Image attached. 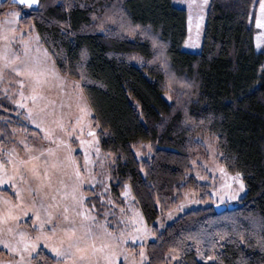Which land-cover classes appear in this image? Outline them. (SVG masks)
<instances>
[{"label": "trees", "instance_id": "trees-1", "mask_svg": "<svg viewBox=\"0 0 264 264\" xmlns=\"http://www.w3.org/2000/svg\"><path fill=\"white\" fill-rule=\"evenodd\" d=\"M228 1L210 0L199 53L183 51L186 13L172 0H38L19 18L22 29H35L57 69L80 83L100 150L116 156L111 189L120 193L129 184L142 193L147 225L187 188L198 135L218 136L220 163L240 174L246 192L234 210L218 215L208 205L158 234L152 228L147 264H166L169 253L185 262L208 253L212 264H264V46L255 51L248 25L253 0ZM12 9L20 10L12 0L0 2V20ZM161 45L166 69L154 60ZM15 112L0 97L6 134L8 126L29 129ZM140 143L150 151L142 161L133 152ZM194 188L199 202H210L207 187ZM86 203L100 220L99 198ZM37 260L54 263L40 252Z\"/></svg>", "mask_w": 264, "mask_h": 264}, {"label": "rangeland", "instance_id": "rangeland-1", "mask_svg": "<svg viewBox=\"0 0 264 264\" xmlns=\"http://www.w3.org/2000/svg\"><path fill=\"white\" fill-rule=\"evenodd\" d=\"M221 1L225 4L229 2ZM209 2L210 0H172V5L177 6L175 8L182 9L186 13L187 34L184 43L186 46L197 44L198 53L201 50L203 25ZM37 6L34 5L32 8L22 6V10L29 11L36 9ZM13 11L17 9L8 11L0 22L9 19L8 14ZM261 15L259 0H253L248 25L256 31L254 35L256 52L264 46V28L256 26V18ZM12 27L16 31L3 33V36L7 38H0V48L9 45L19 59L12 66L3 69L0 97L9 99L17 109V112L13 113L14 117L29 129L8 126L7 134L0 130V159L7 160L6 154L12 150H15L17 164L21 159L27 160L30 155L40 158L29 165H20L26 183L21 182L18 176L16 182L18 188L24 189L21 192L23 205L20 209H13V212L19 216L18 220L0 225L5 229L9 226L13 228L11 234L5 231L0 235V239L16 246L17 241L20 240L17 232L24 231L34 240L37 235H40V231H34L33 225L44 222L43 231L50 238L48 240L41 238L37 242L36 252L48 255L54 261L53 264H73L71 259L57 256L52 248L60 246L59 238L64 235L61 229L74 226L77 229V235H82L84 230H89L95 238L97 247L104 243L115 245L119 241V246L116 248L119 255L114 258L113 264H147L146 247L156 235L152 228L158 234L187 211L208 205L235 206L238 204L246 192L245 185L239 175V180L243 183V189H241L240 183L235 179L237 173L228 170L220 163L218 136L198 135L195 138L197 148L192 154L191 169L185 179L187 188L175 197L176 203L173 207L151 225H147L139 209L143 194L129 184H126L120 193L111 189L110 169L116 161V156L100 150L97 128L92 122V110L80 83L72 75L57 69L52 56L41 44L34 28L22 29L19 18L18 23ZM3 63L0 61V66ZM25 65H38L48 73L41 77L42 84L37 89L43 98H38L35 104L31 99L32 77L26 74L17 76L11 71V67L24 68ZM45 80L46 82H43ZM18 81H23V88ZM21 91L26 99L21 98ZM20 104L24 107H20ZM84 105H86V111L81 112V107ZM29 109H31L30 116ZM37 124L40 125L39 128ZM90 131L95 134L94 137L88 134ZM81 140L86 143L81 145ZM25 144L30 146L31 152L25 149ZM97 148L99 152L96 151ZM46 149H52V154L50 155ZM41 150H45L43 154ZM133 152L137 160L141 161L150 156L149 147L145 143L135 145ZM85 154L88 157L86 172L83 170ZM33 164L36 165L40 179L27 171ZM73 165L81 169V183L76 181ZM6 167L9 172L12 171V165ZM45 172L48 173L50 180L44 179ZM9 184V181H5L0 185V209H7L8 206L3 204L5 199L13 204L20 203L15 198V189L9 187ZM194 185L207 187V193L211 197L210 202L206 204L199 202L200 193ZM74 189L75 200L73 199ZM91 197L99 198L100 220L97 219L98 214L95 208L86 203V200ZM65 208L68 209L67 212L64 211ZM37 215L39 220L36 219ZM65 216L68 217L67 220L64 219ZM53 227L56 228L55 236L51 233ZM45 244L48 246L45 247ZM19 246L23 247V245ZM140 251L145 253V258L142 259L139 256ZM36 252L32 254L31 259L27 253H24L28 264L42 263L37 260ZM210 256L212 257L208 253H199L195 259L185 262L177 254L169 253L166 264H212L213 259L208 258ZM13 258L18 260L19 255L16 254L13 257V253L0 244V260L8 261ZM100 264L105 262L101 261Z\"/></svg>", "mask_w": 264, "mask_h": 264}, {"label": "snow or ice", "instance_id": "snow-or-ice-1", "mask_svg": "<svg viewBox=\"0 0 264 264\" xmlns=\"http://www.w3.org/2000/svg\"><path fill=\"white\" fill-rule=\"evenodd\" d=\"M13 3L16 4L17 8L20 9L18 11H13L9 13V19H6L2 22H0V38L6 39L7 37L3 36L4 32H14L16 29L12 27L13 25L18 23V18L21 17L22 12V6H26L28 8H32L34 5H38V0H13ZM259 6L262 15L260 17L256 18V26L258 28H264V0H259ZM95 18V17H94ZM121 27H124L121 25ZM140 26L136 25L135 28H129L128 30L130 32H134L136 29H138ZM141 35H147L146 32H141ZM153 47H157L156 41L153 40ZM19 59V56L16 55L15 52H13L9 45H5L3 48H0V61H3V65L0 66V80H3L4 72L3 69L10 67L14 64L16 60ZM154 60H161V66L165 67L167 65V58L164 56L163 53V46H160V51L154 53ZM150 63L152 61H149ZM11 71L15 73L17 76L20 75H28L29 77H32L33 84H32V95L31 99L33 103L35 104L38 98H43L40 96V93L37 91V89L41 86L42 80L41 77L46 76L48 73L46 70L41 69L38 67V65H25L24 68L20 67H11ZM55 74V73H53ZM43 82H46L43 81ZM20 83L21 88H23L24 84L23 81H18ZM22 99H26L24 97L23 91L20 93ZM19 104V101H17ZM20 107H24L23 104L19 105ZM29 111V116L31 115V109ZM86 111V105L81 107V112ZM35 123V121H33ZM37 127L39 128L40 125L37 124ZM90 136L94 137L93 132L88 133ZM79 138V137H77ZM81 145H84L86 141L81 140ZM87 143H92L91 141H87ZM25 149L29 152L32 151L29 145H24ZM43 151L41 150V154H43ZM46 151L51 155L52 149H46ZM71 151V149H69ZM97 152H99V149H96ZM7 160L0 159V185L4 184L5 181H9V187L15 189V198L17 201H20V203L13 204L10 200H3V204L7 205V209H0V225L7 224L9 221H16L19 219V216L16 215L13 212V209H20L22 208L23 201L21 197V192L24 191V189L17 187L16 177L18 176L21 182L26 183L24 173L21 171L20 165H29L34 160H39V156L30 155L27 160L21 159L19 161V164H17L16 157H15V150H12L8 152L7 154ZM87 164H88V157L87 154H85V160H84V166L83 170L87 171ZM7 165H12V171L9 172L7 170ZM74 167V175L76 178L77 183H81V169L78 166L73 165ZM28 172L31 173L32 176L36 177L37 179H40L36 165H32L30 168L27 169ZM223 171V169H221ZM239 173H237L235 179L238 183H240L241 189H243V183L239 180ZM44 179H49L48 173H44ZM50 186V185H49ZM29 191H31L29 189ZM54 198V197H53ZM235 198V197H231ZM73 199H76L75 196V189L73 192ZM65 212L68 211L67 208L64 209ZM26 215V213H25ZM36 219L39 220V216H36ZM65 220L68 219L67 216L64 217ZM44 222H41L39 225H33V230L40 231V235H37L35 239L33 240L28 233L24 231L17 232V235H19L20 240L17 241L16 246H13V244L9 241L0 239V244L3 245L5 249H8L9 252L13 253V257H15L16 254L19 255V259L16 260L15 258L10 259L8 261L0 260V264H28V262L25 261L24 253L28 254L29 259L33 258L32 254L36 252L37 250V242L43 238L44 240H48L50 237L44 233ZM7 232L11 234L13 232V228L11 226L7 227V229L0 227V235H2L4 232ZM61 231L64 233L63 236H61L60 239V246L59 247H53L52 251L56 253L57 256H63L65 258L71 259L73 264H100L101 261H104L105 264H113L114 258L119 255V252L116 251V248L119 246V241L115 245H110L107 243L101 244L99 247H97L95 243V238L92 236L91 232L89 230H84L82 235H77V229L74 226L66 227L61 229ZM139 231V229H137ZM52 236L56 235V228L53 227L51 229ZM241 242L243 243V238L241 239ZM19 245H23L21 248ZM48 245L45 244V247ZM37 255H39L38 252H36ZM139 256L143 259L145 258V253L143 251L139 252ZM209 259H213V257H208ZM127 259V257H125ZM175 259V257H173Z\"/></svg>", "mask_w": 264, "mask_h": 264}, {"label": "water", "instance_id": "water-1", "mask_svg": "<svg viewBox=\"0 0 264 264\" xmlns=\"http://www.w3.org/2000/svg\"><path fill=\"white\" fill-rule=\"evenodd\" d=\"M236 208L234 205H214L213 210L216 214H222L226 211H232Z\"/></svg>", "mask_w": 264, "mask_h": 264}, {"label": "crops", "instance_id": "crops-1", "mask_svg": "<svg viewBox=\"0 0 264 264\" xmlns=\"http://www.w3.org/2000/svg\"><path fill=\"white\" fill-rule=\"evenodd\" d=\"M175 7H177V6H175ZM203 27H204V25H203ZM182 49H183V51L189 52V53H198V51H199V47L197 46V44L192 45V46H186V44L184 42L182 45Z\"/></svg>", "mask_w": 264, "mask_h": 264}]
</instances>
